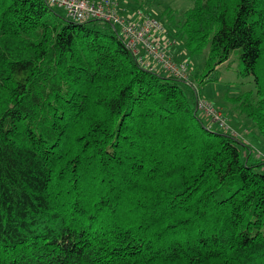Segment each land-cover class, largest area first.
I'll return each instance as SVG.
<instances>
[{
	"label": "trees",
	"instance_id": "obj_1",
	"mask_svg": "<svg viewBox=\"0 0 264 264\" xmlns=\"http://www.w3.org/2000/svg\"><path fill=\"white\" fill-rule=\"evenodd\" d=\"M191 1L169 38L203 78L237 54L264 139V0ZM181 82L112 24L0 0V264H264V174Z\"/></svg>",
	"mask_w": 264,
	"mask_h": 264
},
{
	"label": "rangeland",
	"instance_id": "obj_2",
	"mask_svg": "<svg viewBox=\"0 0 264 264\" xmlns=\"http://www.w3.org/2000/svg\"><path fill=\"white\" fill-rule=\"evenodd\" d=\"M118 7L121 3H125V8L132 12V16L136 11H141L145 15L150 16L160 22L165 29H169L170 38L178 40V37L173 36V31L170 25L167 24V18L171 17L174 20V25L181 21L182 15L185 11L193 6L191 0H114ZM58 15L64 16L61 9L54 8ZM125 10V9H124ZM173 46V47H172ZM176 44L171 45V50L175 48ZM182 51V58L176 54L173 55L174 61L186 63L189 69L188 80L186 83H180V87L190 101L202 99L212 104L216 110L222 113L223 128L229 132L228 134L234 138H239L243 144L251 148V158L249 165L256 163L254 171L264 174V164H260V160L264 159V139L260 135L255 125L245 116L239 115L235 106L230 103V99L241 93L249 92L252 94L254 101L256 100L255 86L252 77L242 78L238 76V57L235 52H232L227 63L218 67L217 72L210 74L207 78H203L204 60L207 50H204L200 55L190 58L184 49ZM196 104V103H195ZM196 109V107H195ZM197 112V111H196ZM219 113V112H218ZM197 117L205 122L213 123L204 117L200 112H197ZM214 123H217L212 119ZM223 122V121H222ZM215 129H220L216 124L213 125ZM224 131V130H221ZM231 133V134H230ZM240 142V141H239ZM236 143L241 150L242 158H246V147L243 144ZM261 158V159H259Z\"/></svg>",
	"mask_w": 264,
	"mask_h": 264
},
{
	"label": "built area",
	"instance_id": "obj_3",
	"mask_svg": "<svg viewBox=\"0 0 264 264\" xmlns=\"http://www.w3.org/2000/svg\"><path fill=\"white\" fill-rule=\"evenodd\" d=\"M43 1L50 7L63 10L68 20L78 23L97 20L112 24L118 29L125 47L133 54L141 67L150 72H164L187 84L188 66L183 62H175L167 54L168 47L174 42L169 35H166L165 28L156 19L141 11L135 12L134 19L125 18L119 14L118 4L114 0ZM195 107L197 112L211 119L213 125L217 124L220 130L226 131L223 128L225 122L222 113L212 104L198 98ZM212 119L217 123H214Z\"/></svg>",
	"mask_w": 264,
	"mask_h": 264
},
{
	"label": "crops",
	"instance_id": "obj_4",
	"mask_svg": "<svg viewBox=\"0 0 264 264\" xmlns=\"http://www.w3.org/2000/svg\"><path fill=\"white\" fill-rule=\"evenodd\" d=\"M125 3H121L120 2V5H119V7H118V11H119V14L121 15V16H123V17H125V18H128V19H134V17L132 16V12L131 11H129V10H127L125 7ZM125 9V10H124ZM178 41H180L179 39H178ZM182 44V43H181ZM173 47V46H172ZM172 47H170V48H172ZM175 48H173L172 50H171V55H170V48H169V50H167V52L169 53V55L170 56H172L173 57V55L174 54H176V56H179V58L181 59L182 58V51H181V49H180V46H178L177 44H176V46H174ZM182 47V46H181ZM174 58V57H173ZM175 59V58H174Z\"/></svg>",
	"mask_w": 264,
	"mask_h": 264
}]
</instances>
